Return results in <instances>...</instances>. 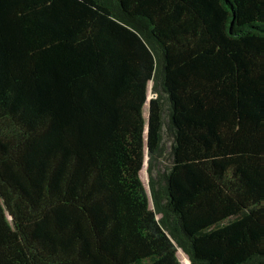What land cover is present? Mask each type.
<instances>
[{"label": "trees", "instance_id": "obj_1", "mask_svg": "<svg viewBox=\"0 0 264 264\" xmlns=\"http://www.w3.org/2000/svg\"><path fill=\"white\" fill-rule=\"evenodd\" d=\"M180 248L264 264V0H0V264Z\"/></svg>", "mask_w": 264, "mask_h": 264}, {"label": "rangeland", "instance_id": "obj_2", "mask_svg": "<svg viewBox=\"0 0 264 264\" xmlns=\"http://www.w3.org/2000/svg\"><path fill=\"white\" fill-rule=\"evenodd\" d=\"M153 96H157L155 92H153V82H150L149 84V100ZM149 100L145 104L144 107V113L146 119L148 118V109H149ZM165 134L162 142V155L160 156V166L162 169H166L167 166H170L172 164V151H173V138L172 135L169 133L167 126H165ZM141 176L143 179V182L148 189L149 195L151 197V191H150V177H149V162L148 157L146 159L145 165L141 171ZM152 206V201H151ZM178 257L183 262V264H192L191 259L188 256V254L180 248L178 251Z\"/></svg>", "mask_w": 264, "mask_h": 264}, {"label": "water", "instance_id": "obj_3", "mask_svg": "<svg viewBox=\"0 0 264 264\" xmlns=\"http://www.w3.org/2000/svg\"><path fill=\"white\" fill-rule=\"evenodd\" d=\"M149 108H150V101H149ZM149 112H150V110H148V118H147V133H148V131H149Z\"/></svg>", "mask_w": 264, "mask_h": 264}]
</instances>
